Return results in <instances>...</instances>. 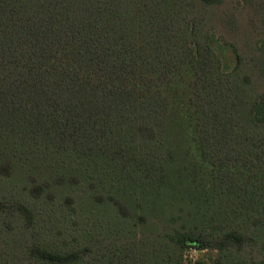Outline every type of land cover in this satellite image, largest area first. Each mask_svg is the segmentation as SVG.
<instances>
[{
	"label": "trees",
	"instance_id": "obj_1",
	"mask_svg": "<svg viewBox=\"0 0 264 264\" xmlns=\"http://www.w3.org/2000/svg\"><path fill=\"white\" fill-rule=\"evenodd\" d=\"M221 1L0 0V264H264V94L204 30Z\"/></svg>",
	"mask_w": 264,
	"mask_h": 264
},
{
	"label": "rangeland",
	"instance_id": "obj_2",
	"mask_svg": "<svg viewBox=\"0 0 264 264\" xmlns=\"http://www.w3.org/2000/svg\"><path fill=\"white\" fill-rule=\"evenodd\" d=\"M203 25L206 32L210 31L216 37V51L225 70L236 68L237 55H240L241 72L251 76L255 93L264 94V0H222L219 6H212L207 11ZM185 140L184 150L191 151V156L199 160L190 138ZM4 194L11 197L0 192V198ZM175 200L172 199L168 213L170 216H185L180 211L184 204ZM91 209L93 207L89 206L88 210ZM95 216L102 215L95 211ZM217 256V251L212 249H186L184 264H215Z\"/></svg>",
	"mask_w": 264,
	"mask_h": 264
}]
</instances>
